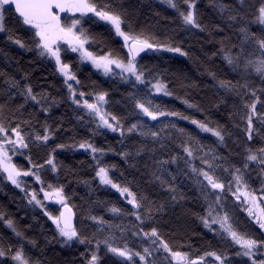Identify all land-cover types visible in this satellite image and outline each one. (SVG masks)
Segmentation results:
<instances>
[{"label":"snow or ice","instance_id":"snow-or-ice-1","mask_svg":"<svg viewBox=\"0 0 264 264\" xmlns=\"http://www.w3.org/2000/svg\"><path fill=\"white\" fill-rule=\"evenodd\" d=\"M164 2L177 11L185 30L204 31V26L198 19L197 0H183V8L179 0H164ZM213 7L222 15L233 10L221 0H214ZM240 7H243V3ZM11 16H15L20 28L30 34V43L13 34H9L7 40L20 49L35 52L41 63L47 62L54 67L67 89V100L95 122L96 130L107 129L119 133L121 137L126 134H138L139 137L150 140L153 148L149 150L146 146H141L135 155H140L141 151H151L153 154L155 168L151 174L153 187L158 185L169 197V202L175 204L185 199L182 188L195 186L198 190L196 202L202 200L204 205L203 214L198 215L200 224L214 239L219 238L237 250L233 257L227 250L200 253L198 249L194 250L195 246L192 243L179 246L170 244L155 221V217L164 211L166 204L150 201L147 195L138 194L128 184L122 185L115 181L111 172L116 165H105L101 159L109 149L99 148L87 140L71 144L57 143L49 150L47 159L42 164L34 163L30 146L47 147L54 143V139L62 129L59 126L53 128L45 122L40 131H34L31 121L21 118L25 106L33 102L34 105H40L39 110L42 113H49L51 106L56 104L57 100L54 97L49 100L47 93H36L32 84L28 82L30 73L23 72L21 79L17 80L0 70V78L7 86L2 94L10 101L16 98L23 101L6 117L3 116L5 105L0 104V174L25 194L30 205L44 209V215L51 220L63 244L78 242L80 245H87L85 252L80 253L85 258L86 264H102L99 255L101 245L106 250V254L119 258L118 264H208L210 258L213 264H232L235 257L247 258L241 264H264V258H261L264 257V147L257 149L246 147L243 150L244 155L237 164L220 153L217 148L200 143L193 134L178 128L175 123L165 124L162 128L153 130L144 122L145 118L153 122L169 118L190 120L200 132L211 133L219 145L227 146L225 139L228 134L222 127L210 126L207 119L197 120L180 112L162 110L158 104L153 103L155 94L172 96L173 93L169 91L166 70L149 68L142 65L141 61L149 53L187 56L188 52L174 37L161 39L154 35H146L143 30L138 31L119 0H108L107 3L98 0H0V33L9 32L6 20ZM227 19L229 22L243 21L239 9ZM254 20L262 26L261 31L264 33V0H260L258 7L254 9ZM89 23L93 25L102 23L108 38L119 45L118 50L107 47V50L101 49L102 54L91 51L97 41L85 27V24ZM250 23L251 21L241 23L238 31L241 44L238 48L233 46L236 48L235 55L225 46L224 41H221L219 51L223 60L234 71L241 69L245 74L255 72L264 85V34L258 37L251 32L248 27ZM216 28L222 31L219 25H216ZM249 45H254L255 52L246 50ZM69 57H75L77 64H90L106 77H119L122 86L129 89L123 94V98L131 105L132 110L129 115L135 122L126 126L120 116L107 110L108 91H83L81 81L72 70L74 64ZM209 75L216 80L215 73ZM216 84L219 89L227 93H235L243 101V114L237 115L245 125L247 141L255 142L254 137L260 135V130L255 125L258 123L264 128V112L257 110L258 104L264 107V100H261V96H264V87H257L246 77L243 84L239 82L233 84L223 79L216 80ZM248 98H252L250 103ZM184 103L189 108L197 107L188 100H184ZM173 131L180 137H185L180 143L181 154L170 155L167 159L155 158L157 151L160 153L165 151L167 141L171 139L169 133ZM65 149H83L91 154L94 161V178L98 179L99 185L115 189L131 206L130 212L114 204L107 210L118 217L133 218L137 222L135 225L131 227L124 224L114 225L106 221L103 216L89 215L88 220L95 222L98 232L106 230L109 234L103 240L98 238L97 233H93L92 237L81 235L73 222L75 213L69 206L65 185L46 182L41 175L47 167L58 176L56 153ZM26 152L29 155L25 156ZM118 155L125 161L134 158L128 152H120ZM17 156L25 157L29 167L23 168L15 163L13 157ZM252 164H255L256 169L259 170L258 175H261L259 189H252L249 183L252 179L250 168ZM24 178H34L39 185L38 190L25 186ZM40 193L43 194L42 198ZM226 194H230L236 207L243 208L249 224L256 228L258 235L240 230L234 215L228 210ZM46 201H55L59 204L61 206L59 213L54 215L47 211ZM0 219L12 229L17 238H24L23 233L17 230L14 221L11 218L5 219V213L2 211H0ZM146 223L153 226L145 230L141 225ZM115 230L119 231L123 243H117ZM128 237L139 239L147 246H140L138 250L137 247L132 246ZM29 243L35 245V241ZM185 248L187 250H184ZM160 256L164 259L157 261V257ZM3 257H8L4 264H40L38 260H33L27 254L22 244L15 248L11 245L0 246V258Z\"/></svg>","mask_w":264,"mask_h":264},{"label":"trees","instance_id":"trees-1","mask_svg":"<svg viewBox=\"0 0 264 264\" xmlns=\"http://www.w3.org/2000/svg\"><path fill=\"white\" fill-rule=\"evenodd\" d=\"M98 2L107 3L108 0H98ZM179 2L183 8V0H179ZM221 2L229 5L233 10L222 15L217 8L213 7L214 0H197L198 19L204 26V31H200L185 30L177 11L169 7L163 0H119L138 31L143 30L146 35H154L161 39L174 37L180 46L188 52L187 56L173 53H156L155 55L149 53L144 56L141 61L142 65L166 70L169 91L173 93L172 96L155 94L153 103L158 104L162 110L180 112L197 120L207 119L210 126L222 127L228 134L225 139L227 146L219 145L211 133L200 132L195 125L191 124L190 120L169 118L153 122L145 118L146 126L156 130L165 124L175 123L178 128H183L193 134L200 143L217 148L233 163L238 164L246 147L252 149L264 147V128H261L257 123L255 126L259 128L260 135L254 137L255 142L249 143L244 132L245 125L237 115L243 114V101L235 93H227L219 89L216 80L223 79L231 81L233 84L237 82L243 84L246 77L257 87H264V85L261 84V78L255 72L245 74L241 69L234 71L223 60L219 50L221 41H224L225 46L232 51V54H236V48L241 44L238 31L243 22L251 21L248 27L258 37L264 33L261 31L262 26L254 20V9L258 7L260 0H221ZM241 3H243L242 8L240 7ZM236 9L240 10L243 21L229 22L227 17L234 15ZM216 25H219L222 31L217 30ZM6 27L9 32L0 33V70L7 72L17 80L21 79L23 72L30 73L28 82L32 84L34 91L47 93L49 100L53 97L57 100V103L51 106L49 113H42L39 110L40 105H34L33 102H29L25 106L21 118L29 119L34 131H40L45 122L53 128L59 126L62 129L54 139V143L47 147L30 146L33 162L42 164L47 159L49 150L57 143L71 144L87 140L99 148L109 149L101 159L105 165H116L111 172L115 181L122 185L128 184L138 194L147 195L150 201L166 204L164 211L155 217V221L160 232L170 244L179 246L192 243L195 246L194 250L198 249L200 253L211 250H227L234 257L236 248L219 238L214 239L200 224L198 215L203 214L204 205L202 200L199 203L196 202L198 190L195 186L189 185L182 188L185 199L175 204L169 202V197L160 190L158 185L153 187L154 182L151 175L155 170L153 154L151 151H141L140 155H135L141 146H146L149 150L152 149L151 141L139 137L138 134H126L121 137L119 133L107 129L96 130L95 122L67 100V89L63 86L62 79L56 74L54 67L47 62L41 63L35 52L20 49L19 46L7 40V36L13 34L26 43H30V34L20 28L15 16L6 20ZM85 27L90 30L97 41L90 49L91 51L101 53V49L107 50V47L118 50L119 45L108 38L102 23L95 25L89 23L85 24ZM246 50L255 52V47L249 45ZM214 53L215 55H213ZM69 59L73 61L72 70L81 81L83 91H108L107 110L120 116L126 126L135 122L129 115L132 110L131 105L123 98V94L129 89L122 86L119 77H106L87 63L77 64L75 57H69ZM209 73H215L216 80H213ZM6 87L3 79L0 78V104L5 105L4 117L23 103L19 98L10 101L7 96H4L2 91ZM251 99L248 98L249 103ZM184 100H188L197 107L189 108ZM261 100H264V96H261ZM257 110L264 112V107L258 104ZM169 135L171 139L167 141V148L163 153L157 151L155 158L167 159L170 155L181 154L180 143L185 137H180L174 131ZM120 152L131 153L134 158L125 161L118 155ZM27 155H29L28 152L25 153V156ZM13 160L23 168L29 167L25 157L17 156L13 157ZM56 161L58 176L47 167L41 175L46 182L65 185L69 204L77 215L76 226L81 235L92 237L93 233H97L98 238L103 240L109 234L106 230L98 232L95 222L88 220L89 215L103 216L106 221H110L114 225L124 224L131 227L137 223L133 218L118 217L107 210L114 204L116 207L130 212L131 206L123 197L119 196L115 189L99 185L98 179L94 178V161L89 152L83 149L58 150ZM250 168L252 169L250 186L252 189H259L261 186L259 170L256 169L255 164L250 165ZM30 181L31 187L38 190V183L33 178H30ZM226 195H228V210L230 214L234 215L240 230L258 235L256 228L249 224L243 208L236 207L230 194ZM51 207L53 212L59 209L56 205ZM0 211L5 213V219L11 218L14 221L17 230L24 236L23 239L17 238L12 229L8 228L0 219V246L11 245L15 248L22 244L27 254L33 260H38L40 264H86L85 258L80 253L85 252L88 246L80 245L78 242L70 245L63 244L58 238L51 220L44 215V210L38 206L30 205L25 194L4 179L2 174H0ZM151 226L153 225L150 223L141 225V227H145V230ZM115 235L117 243H123L118 230H115ZM197 237L200 238L197 239ZM128 239L132 246L137 247L138 250L140 246H147L139 239L131 237ZM29 241H35V245L30 244ZM94 243L93 239V245ZM99 255L102 264H118L119 258L106 254L103 245H101ZM6 259L8 257L0 258V264H4ZM163 259V256L157 257V261ZM244 260L247 258L235 257L232 264H241Z\"/></svg>","mask_w":264,"mask_h":264},{"label":"rangeland","instance_id":"rangeland-1","mask_svg":"<svg viewBox=\"0 0 264 264\" xmlns=\"http://www.w3.org/2000/svg\"><path fill=\"white\" fill-rule=\"evenodd\" d=\"M164 1V0H163ZM88 64V63H87ZM90 65V64H89ZM96 70V69H95ZM98 71V70H97ZM100 72V71H99ZM162 94V93H161ZM34 179V178H33ZM23 183H24V185L25 186H27V187H31V181H30V178H24V181H23ZM258 195H259V193H257ZM42 193H40V196H41V198H42ZM45 205H46V208H47V211H49V212H51L52 214H54V215H56V214H58L59 213V209H58V211H56V212H53V209H52V205H56V206H58V208H60V205L59 204H57L56 202H54V201H46L45 202ZM44 210V209H43ZM209 264H213V260L211 259V261H209Z\"/></svg>","mask_w":264,"mask_h":264},{"label":"water","instance_id":"water-1","mask_svg":"<svg viewBox=\"0 0 264 264\" xmlns=\"http://www.w3.org/2000/svg\"><path fill=\"white\" fill-rule=\"evenodd\" d=\"M55 202V201H54ZM69 206L72 208V211L75 213L74 215V218H73V222L76 224V221H77V215H76V212L74 210V208L69 204ZM61 207V206H60ZM59 211H60V208H59Z\"/></svg>","mask_w":264,"mask_h":264}]
</instances>
